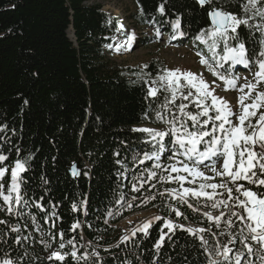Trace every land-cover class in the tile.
<instances>
[{
	"label": "trees",
	"instance_id": "obj_1",
	"mask_svg": "<svg viewBox=\"0 0 264 264\" xmlns=\"http://www.w3.org/2000/svg\"><path fill=\"white\" fill-rule=\"evenodd\" d=\"M132 1L137 5L131 15L135 25L155 26L173 40L178 35L173 21L179 16L183 38L209 55L219 66L217 70L221 69L220 74L238 76L231 74L225 60L220 59L224 54L222 42L213 60L214 53L208 45L196 39L202 29L207 32L211 27L208 13L212 5L202 7L194 0ZM244 2L231 0L227 10L241 15ZM162 3L163 14L158 11ZM121 23L119 16L104 11L102 4L94 0H0V154L8 157L2 163L9 169L3 183L6 191L15 160L26 161V171L20 174L26 181L21 195L29 202L18 206L20 214L0 211V219L8 222L0 224V259L10 258L14 264H208L209 256L198 236L179 228L168 233L163 227L164 218L185 226H210L206 218L186 206L178 205L187 220L169 212L166 205L176 202L170 201L167 194L160 197L158 192L178 188L176 182L160 183L157 177L148 180L140 191L133 190V183L139 187V180L133 177L141 173L146 177L145 169H153L156 163L154 159L133 162V155L142 159L144 152L154 150L148 134L133 129L146 125L168 128L156 120V112L161 111L160 105L165 96L170 98V93L157 81V95H148L151 81L164 74L166 65L162 62L152 60L146 68H138L123 67L111 60L107 47L116 36L126 35ZM260 23L259 17L249 21L250 25ZM237 31L238 42L245 44L253 62L251 66H256L264 36L247 25ZM238 42H230V46ZM142 70L144 79H139ZM182 90L185 94L188 91L185 87ZM194 101V97L186 101L177 95L175 104L185 103L195 113ZM171 111L179 114L175 105ZM165 144L167 148L175 147L169 137H165ZM170 155L167 150L161 154L162 168L170 163ZM75 164L81 171L78 178L71 173ZM161 170L156 169L158 175ZM239 183L264 192V188L247 181ZM152 184L156 187L152 188ZM198 186L199 183L184 182V187ZM154 194L156 199L144 202ZM200 203L203 207V198ZM144 210H154L162 219L151 224L147 235L138 232L127 240L120 239L121 220ZM33 216L40 231L32 223ZM77 221L81 226L72 230ZM13 226L19 232H12ZM161 230L167 235L157 251L154 245ZM212 231L218 233L219 229L213 225ZM61 232L63 249L59 247ZM204 235L209 245H215L217 239L227 243L229 238L227 234ZM42 239L51 247L46 248ZM230 247L234 253L242 246L237 242ZM73 250L78 256L87 253V260L74 259L70 255ZM54 251L69 255L63 261L49 260ZM247 259L259 264L255 257Z\"/></svg>",
	"mask_w": 264,
	"mask_h": 264
},
{
	"label": "snow or ice",
	"instance_id": "obj_2",
	"mask_svg": "<svg viewBox=\"0 0 264 264\" xmlns=\"http://www.w3.org/2000/svg\"><path fill=\"white\" fill-rule=\"evenodd\" d=\"M166 2V0H165ZM231 0H198V3L204 5H212L208 15L211 19V27L207 30H201L196 36V39L208 45L209 50L214 53L213 60L216 59L215 49L220 42L223 43V56L221 60L231 61L233 64H243L246 67L253 62L249 59L246 52L245 44L238 42V28L241 26L254 27L259 30L264 36V0H246L241 4L242 13L236 15L232 11L227 10V4ZM219 3L220 7L215 4ZM164 4H160L158 11L164 13ZM141 15L143 8L140 9ZM259 17L260 24L250 25L249 21ZM111 23V18L109 19ZM181 19L179 16L173 21V27L177 30L178 35H183L180 32ZM120 24V28H123ZM120 28L117 30L119 31ZM134 34L129 35L127 43L131 44L134 40ZM175 37H173L174 39ZM211 40V43H209ZM230 42H238L235 46H230ZM264 45V39L261 40ZM111 47V45H109ZM119 47V46H118ZM201 56V63L206 65L214 75H218L225 82L226 89L236 88L238 77H226L216 71L209 64V61L198 52ZM255 64L258 65V71L254 74V81H247L239 87L241 93L239 103L241 105L240 113L233 112L232 107L222 97L214 95V89L209 87V84L193 72H183L180 69L163 70V75H159L157 80L150 83L148 95L155 97L158 89L155 87L157 81H160V88L168 91L169 96H165L164 103L160 105L161 111L156 112V120L163 122L168 126V130L156 128H134L133 131L147 133L153 145V151L144 152L142 159L139 155H133L132 160H139L143 163L145 160H155L153 169H145L147 176L143 173L139 177H133V180H139V187L133 183V190L140 191L148 180L158 177V182L168 183L176 182L178 188H165L158 192L160 197H167L170 201L176 203H168L166 205L170 213H174L176 217L187 220L188 217L180 210V206H186L193 212L202 215L209 222V227H191L179 224L171 219L164 218V225L168 229V233H172L175 229H182L191 235L198 236L201 241V246L209 256L208 264H255V261L247 259V257H255L259 264H264V192L253 191L251 187H245L239 181H247L249 185H254L256 188H264V112L259 114V118L255 123L252 118L256 117L257 109L264 106V92H257L255 99L251 104H245V99L251 97L252 92L257 86L264 82V48L261 49L256 56ZM146 68L147 65H144ZM183 76L187 81V85L180 84V77ZM139 79H144L143 70L139 75ZM214 83V82H213ZM187 87L188 91L185 94L183 88ZM247 88L248 92L244 93ZM192 89H195L193 93ZM177 95L183 100H189L195 96V113L188 110V105L185 103L175 104ZM208 98H211V103H206ZM175 105L176 112L171 111V106ZM251 109V110H250ZM167 110V115L165 111ZM213 113V114H210ZM170 118H167L169 117ZM233 117L238 120V123L233 122ZM203 118V119H202ZM165 137L170 138V142L175 145L174 148H167ZM174 137V140L171 138ZM203 148L201 149V146ZM170 152L168 156L170 163L162 168L160 163L161 154ZM118 155V154H117ZM7 156L0 154V199L3 204L0 205V211L7 213L20 214L18 206L21 204L27 206L28 201L21 195L22 185L26 181L21 177V173L26 171V161L16 159L10 170V184L5 191L3 183L5 175L9 169L3 166ZM211 160L212 164L209 170L213 175L209 176L205 171L201 170V165L208 168L204 164L205 161ZM219 160L223 163L218 169L216 164ZM117 163L121 161L117 160ZM156 169H162L158 175ZM73 174H78L76 166L73 165ZM172 173H176L175 176ZM186 173L187 175H184ZM191 176L189 181L191 184H196L199 179L198 187H184V182ZM220 177L219 182H215L216 178ZM152 188L156 185L152 184ZM211 189V191H208ZM235 193V194H234ZM243 197V198H241ZM201 198H203V207H201ZM43 199V197H41ZM135 199V197L133 198ZM156 199V195H151L145 198V203L149 200ZM195 201V203L191 202ZM39 208L42 205L37 203ZM55 207V206H53ZM73 210H76V204L72 205ZM210 209V210H204ZM214 211H218V215H214ZM52 216H56L52 212ZM162 217L154 216L148 221H145L142 226H137L131 233L135 236L137 231L144 232L147 235V229L155 220H160ZM32 223L36 224V230L40 231L36 217H31ZM239 222V226L237 225ZM6 220L0 219V224H7ZM219 229V232H213L212 226ZM79 221L72 225V230L79 228ZM19 228L11 227L12 232H19ZM235 230V231H234ZM154 247L159 251L166 233H163ZM205 233L211 234L213 237L228 235L227 243L221 244L219 239L215 245H209L208 239L205 238ZM61 243L59 247H65L63 242V232L59 233ZM54 238V237H53ZM19 237L17 243H19ZM27 239V237H24ZM129 239L128 236L122 237V240ZM237 242L242 246L241 249L233 253V247ZM41 243L45 247H51L43 239ZM68 244H73V240H68ZM230 253H233L230 255ZM68 253L54 251L48 257L63 261ZM70 255L77 260H87L88 255L85 253L78 256L73 250ZM93 255L98 253L93 252ZM7 256V254H5ZM0 264H14L10 258L0 259Z\"/></svg>",
	"mask_w": 264,
	"mask_h": 264
},
{
	"label": "rangeland",
	"instance_id": "obj_3",
	"mask_svg": "<svg viewBox=\"0 0 264 264\" xmlns=\"http://www.w3.org/2000/svg\"><path fill=\"white\" fill-rule=\"evenodd\" d=\"M96 3L102 4L104 11L117 15L121 18L123 29L125 31V36H116L111 47H107L108 54L111 60L117 63L120 66L127 67H138L144 68V65H148L152 60L160 61L166 65V69L175 70L180 69L181 73L183 72H193L199 76H202L203 79L209 84L211 89H214V95L222 97L226 100L229 105L232 107L233 112L240 113L241 105L239 103V97L243 94L240 92L239 87L245 84L247 81H254V74L258 71V65L250 66L248 71H242L238 73L237 87L226 89L225 82L219 78L218 75H214L208 69V67L202 64L201 56L197 55L200 52L220 73V70L216 68L218 66L213 62L209 55L202 52L199 48L196 47L192 42H187L183 39V36L178 35L175 39H170L169 35L164 31L155 30V27H139L133 22L131 15L136 12L137 5L132 0H94ZM134 34V40L131 44L127 43L129 35ZM154 38V40H151ZM149 40V44H144L145 40ZM181 41L180 43L174 41ZM119 46V47H118ZM228 67L232 74H235L236 71L242 70L243 67L237 64H233L231 61H226ZM219 67V66H218ZM223 72V71H222ZM180 84L187 85V81L184 80L183 76L180 77ZM214 82V83H213ZM188 89L187 87H185ZM195 93V89H192ZM248 89H244V93H247ZM257 92H264V82H261L257 88L252 92L251 97L245 99V104H251L253 99L256 97ZM195 98V96H193ZM206 103H211V98H208ZM251 110V109H250ZM264 112V106H261L257 109L256 117L252 118V122L255 123L259 118V114ZM233 122L238 123V120L233 117ZM139 128H156L167 131V127H155V126H141ZM223 161L219 160L216 164V167L219 169ZM212 162L206 163L208 168L204 165L200 166L202 171H205L207 175L211 176L213 173L209 170ZM184 175H187L184 173ZM191 177V176H189ZM186 181H191L192 177ZM220 177L216 178L215 182L220 180ZM199 183V179H197ZM211 191V189H208ZM154 216H159L158 213L154 210H144L130 214L121 220L118 224L119 232H122V237L128 236L129 238L133 237L131 235L132 231L137 228V226H142L145 221H148ZM156 221V220H155ZM154 222V221H153ZM152 222V223H153ZM187 226L199 227L198 225L189 223ZM186 226V227H187ZM141 232L137 231L136 233ZM136 235V234H135ZM122 237L120 239H122Z\"/></svg>",
	"mask_w": 264,
	"mask_h": 264
},
{
	"label": "water",
	"instance_id": "obj_4",
	"mask_svg": "<svg viewBox=\"0 0 264 264\" xmlns=\"http://www.w3.org/2000/svg\"><path fill=\"white\" fill-rule=\"evenodd\" d=\"M194 1H196V2H198V0H194ZM204 6H207V4L206 5H204ZM211 20V19H210ZM72 36H73V34H72ZM75 166H76V170H77V173L78 174H73V172H72V169H71V173H72V175L75 177V178H78L80 175H81V171H80V169L77 167V165L75 164ZM73 168V167H72Z\"/></svg>",
	"mask_w": 264,
	"mask_h": 264
},
{
	"label": "bare ground",
	"instance_id": "obj_5",
	"mask_svg": "<svg viewBox=\"0 0 264 264\" xmlns=\"http://www.w3.org/2000/svg\"><path fill=\"white\" fill-rule=\"evenodd\" d=\"M237 65H239V64H237Z\"/></svg>",
	"mask_w": 264,
	"mask_h": 264
}]
</instances>
